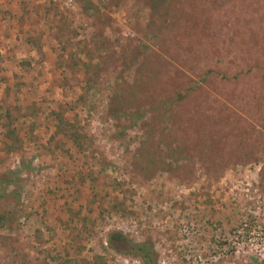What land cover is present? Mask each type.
Returning <instances> with one entry per match:
<instances>
[{"label":"rangeland","instance_id":"rangeland-1","mask_svg":"<svg viewBox=\"0 0 264 264\" xmlns=\"http://www.w3.org/2000/svg\"><path fill=\"white\" fill-rule=\"evenodd\" d=\"M87 2L97 0H0V107L14 110L25 143L6 155L0 129V175L30 165L21 218L0 231V264H147L127 244L111 247L116 235L147 244L152 264H263L264 0L196 1L209 19L193 33L179 22L183 37L164 30L158 48L149 38L165 24L142 0L99 5L98 18ZM68 39L64 58L111 60L92 112L70 109L84 75L59 70ZM119 88L139 95V123L125 119L135 102L120 122L109 113ZM32 104L41 113L30 132L22 109ZM59 111L86 128L90 153L50 142ZM157 145L162 163L149 155Z\"/></svg>","mask_w":264,"mask_h":264},{"label":"trees","instance_id":"trees-1","mask_svg":"<svg viewBox=\"0 0 264 264\" xmlns=\"http://www.w3.org/2000/svg\"><path fill=\"white\" fill-rule=\"evenodd\" d=\"M121 0H97V3L87 2V6L84 8L85 12L89 15V17L98 18L100 17L101 13V7L99 5H103V7H106V3H112L114 5H118ZM143 3H146L149 7V9L152 11V13L157 14L161 20L165 24V28L163 27H157V33L153 35V37L149 38V42L152 46H156L158 48L159 44L162 43V40L160 39V36L162 37L163 31L167 30V35H172L175 37H183V34L181 32H174L176 27H178L179 22H186L185 26L187 28V31L190 33H193L195 30H197L200 27V20H208L209 17L206 10L202 9V11L195 12L198 8L195 7L196 1H200L202 4L206 0H142ZM228 0H218L219 3H224ZM189 4V10H192L191 12L187 13V3ZM191 16L194 17V19L191 20ZM183 17L184 21L181 19ZM206 20V21H207ZM187 24V25H186ZM204 29V28H203ZM186 30H184L185 32ZM73 33V32H72ZM186 33V32H185ZM187 35V34H186ZM189 35V34H188ZM187 35V36H188ZM98 44H95L94 48L98 53H108V44L107 42L103 41L101 37L96 36L95 37ZM156 41L159 43L157 44ZM70 39H68L66 42L59 41V61H58V67L59 70H66L70 73H77L80 72L84 75V84L82 87L81 94L76 98L75 102L73 103V107L71 108H81L82 110H85L87 112H92L95 107L97 106V100L98 96L100 95L101 91V83L106 77V75L109 73L110 67H111V60L107 61V63L103 64H97L96 66H92L91 62L89 61L88 64H85L81 62V59L78 53H69L67 58H64V53L66 51V48H70L72 46L69 44ZM66 43V44H65ZM37 47L38 44H35ZM93 57V56H92ZM92 57L90 59H92ZM167 70H163L162 73L165 74ZM169 75H175L174 72L168 71ZM119 79H122L121 77H117V81ZM121 91L118 93L117 91L115 93H118L115 95L116 98H114L115 102L111 105L110 114L117 119L119 122L121 120V115L124 114V110L131 109L130 106L133 102L136 100H139V95H137V92L134 91H124L121 88H119ZM194 91L195 88L192 86L186 89V92L189 90ZM124 91V92H123ZM185 96V95H184ZM184 100V98H183ZM142 102H140V105H136L137 109L129 113L125 119L130 120V123H139L140 120L144 119L143 111H142ZM157 105V104H154ZM118 106L120 107L119 112L117 110ZM22 113V118L26 120H32L33 122L29 125V131L33 132L36 128V121L38 120L41 110L38 108L35 104L29 105L25 107ZM52 117L54 120V131L52 133V136L50 138V142L54 143V147L56 149H59L60 151L64 152L65 154H68V151L64 149L65 143H61L62 140H65L69 142L73 148L76 150L77 154L79 155H85L87 153H90L92 151V137L87 132L86 128L77 120L70 121L68 120L64 113L59 112H53ZM133 118V119H132ZM17 123V119L15 117V112L12 108H4L0 107V129L2 131V136L5 139V142H3L2 151L6 155L11 154H18L23 150L24 147V141L22 138H20L19 133L20 130L15 127V124ZM176 128H178V125L176 124ZM263 129H264V123H263ZM55 143L58 145L55 146ZM185 150L182 146L177 151ZM167 153V149L163 150ZM256 155L258 157H262L264 154V142L261 143L256 147ZM144 152V151H143ZM142 152V153H143ZM162 152V148L157 145L155 147V150H151L149 152V155L152 156L151 160L157 162H161V157L159 153ZM174 152V150H173ZM160 153V154H161ZM185 154V153H184ZM190 154V153H189ZM169 159L171 161L174 160L173 156H169ZM174 164H171L173 166ZM30 169V165H24L21 164L20 169L16 171H10L3 173L0 175V231L6 230L11 225H14L19 219L21 218V210H20V203H21V196H22V180H21V174L24 171H28ZM121 245H129V248H131V251H134L135 254H138L141 256L145 263L152 264V254L150 251V247L147 244H142L138 246H130L128 244V239L124 238L122 235H116L112 236L109 240V245L114 248H116L115 241ZM15 255L9 256V259L12 260L15 258ZM22 264V263H21ZM264 264V263H263Z\"/></svg>","mask_w":264,"mask_h":264}]
</instances>
